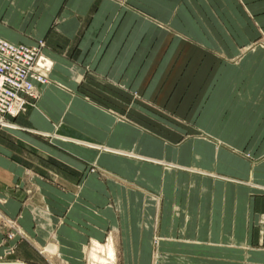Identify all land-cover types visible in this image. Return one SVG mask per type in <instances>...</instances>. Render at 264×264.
<instances>
[{
    "label": "crops",
    "instance_id": "0c3cea01",
    "mask_svg": "<svg viewBox=\"0 0 264 264\" xmlns=\"http://www.w3.org/2000/svg\"><path fill=\"white\" fill-rule=\"evenodd\" d=\"M172 4L0 0V36L26 44L42 38L43 53L53 62L49 81L35 83L32 103L6 115L15 126H0V213L22 232L9 239L0 225V264H90L89 249L110 241L123 264H264V93L256 96L264 78L257 77L255 64L148 59L136 86L161 104L182 91H170L181 69L183 83L190 82L186 100L199 82L203 106H190L181 127L189 135L179 141L172 103L167 111L148 110L167 117L154 122L158 136L112 111L111 82L126 86L156 34L173 38L174 48L191 35L174 12L183 9ZM140 37L144 47L130 62V46ZM244 75L253 103L242 112L234 105Z\"/></svg>",
    "mask_w": 264,
    "mask_h": 264
},
{
    "label": "rangeland",
    "instance_id": "374dc122",
    "mask_svg": "<svg viewBox=\"0 0 264 264\" xmlns=\"http://www.w3.org/2000/svg\"><path fill=\"white\" fill-rule=\"evenodd\" d=\"M172 5L174 6V9L178 7L183 9L182 12L184 13H180L177 9L174 12L178 16L179 24L184 27L185 32L191 35L182 36L183 40L175 45L174 48L172 47L174 41L172 40L173 38L170 37L165 40L161 33L160 35L156 34L151 43H147V49H143L141 59L134 72L132 71L127 80L126 86H122L123 84L121 85L119 80H116L111 82L109 88L112 90V104L117 106L112 107V111L117 113L116 116L130 122L131 124L143 126L145 131L156 136H158L160 132L158 133V131H156V124L154 122L157 120L162 121L167 117L162 118L152 116L148 113V110L161 109L167 111L168 107L166 103H168L169 106H171L170 104L172 103V107H174L175 110H172L173 112H171V114H173V116L171 115V117H174V120L176 121L174 134L176 137L179 136V138L176 139L179 141L189 135L188 131H182L181 127L184 126V115H188L187 111L190 109V106L195 105V108L198 109V111L203 106L200 103L198 95L200 90L199 82L198 84L193 85L194 90L191 96L192 98L186 100L185 97L187 96V93H185V87L190 85V82L186 81V83H183L182 74L185 69H181V77L179 76L177 79L173 80L170 91H173L174 89H181L182 91L177 96L176 100L172 98V100L164 101L161 104L159 101L154 100V98H151L148 95L145 96L142 93L143 89L140 90L136 86V81L139 77L138 74H140V71L146 66V64H148V59L154 57L153 64H255L254 70L257 77L264 78V0H175V4ZM39 39L43 42V45L40 48L42 53L45 41L42 38H38L35 43ZM140 39L141 37L134 46H130L131 50L127 54L128 61L130 62L138 51L144 47L140 44ZM143 43L146 44V41ZM157 44H159V51L154 53L153 51L157 48ZM170 50L172 51L169 52ZM154 71H156V69ZM195 71L198 72L199 69H196ZM249 71H252V69H240V72L246 74ZM152 72H150V75L146 78L144 87L147 86V83H150L153 76ZM87 73L90 74L89 76L93 77L94 70L88 68ZM245 78H241L239 81L240 95L238 105H234L242 112L247 111L249 105L253 103V101L248 100V97L246 98V96H248L246 92L248 85L247 78ZM261 82L262 84L260 86H256V96L262 97L264 93V81ZM165 83L167 84V82ZM166 84H164L163 87H165ZM94 87L97 90L102 91L99 87ZM121 89L127 93L126 97L128 100L118 96L117 93L121 94ZM170 95L171 92L166 95V97H168L167 99H169ZM225 100L226 99L222 102L224 103ZM200 105L202 106L200 107ZM118 107L138 110L140 112L142 111L145 115L125 116L118 111ZM177 113L180 114V116ZM193 119H195V117ZM144 123L149 124V127H146ZM242 152L243 154L248 153L247 150H242ZM94 169L98 172L100 177H104V169L102 166L96 165ZM118 175V173L113 174V176L119 178ZM112 199L114 203V198ZM110 236H112V234ZM6 237L8 238L7 234ZM112 239H114L113 236ZM155 240L156 238H154V241ZM104 245L105 244H101V246ZM12 248L13 246L10 244L6 245L5 253H11ZM115 248L117 247L114 244V249ZM93 249H95V246H92V248L89 249L90 251H88L90 264H101L100 262L93 261L89 257V253ZM96 252L98 256L106 259V264H123V261L117 260V249H115V258L113 262L107 259V255L104 254L106 251H102V249L98 247V244H96ZM2 260L5 259H2L1 256L0 261ZM6 263L9 264L11 262H2L1 264ZM102 264H105V262H102ZM154 264H182V262L161 260L155 261Z\"/></svg>",
    "mask_w": 264,
    "mask_h": 264
},
{
    "label": "built area",
    "instance_id": "2783aa9c",
    "mask_svg": "<svg viewBox=\"0 0 264 264\" xmlns=\"http://www.w3.org/2000/svg\"><path fill=\"white\" fill-rule=\"evenodd\" d=\"M42 40L34 44L15 43L0 37V126L32 103L37 96L34 82L43 83L48 77L37 67ZM7 228L9 239L21 236L15 220L0 213V225ZM11 246H13L11 244Z\"/></svg>",
    "mask_w": 264,
    "mask_h": 264
},
{
    "label": "bare ground",
    "instance_id": "6f19581e",
    "mask_svg": "<svg viewBox=\"0 0 264 264\" xmlns=\"http://www.w3.org/2000/svg\"><path fill=\"white\" fill-rule=\"evenodd\" d=\"M43 53V52H42ZM40 54L39 58H38V65L37 67L39 68L40 71L44 72L47 77H48V72L50 71V69L53 66V62L52 60L46 55V54ZM49 81V78H47L43 83H46ZM36 83V82H34ZM36 85L34 84V88ZM3 126H7V127H14L15 123H13L10 120H7ZM20 229V228H19ZM100 244H98V247L102 249V251H106L104 254L107 255V259L110 260L111 262H113L114 258H115V249L114 246L112 244V242L110 241L108 244L104 245V246H99ZM95 249H93L90 253H89V257L93 260V261H97L100 262L102 264V262L107 263L106 259H104L101 256L97 255L96 252V245ZM7 264V263H6ZM13 264V263H12ZM14 264H23V263H14Z\"/></svg>",
    "mask_w": 264,
    "mask_h": 264
},
{
    "label": "water",
    "instance_id": "95a60500",
    "mask_svg": "<svg viewBox=\"0 0 264 264\" xmlns=\"http://www.w3.org/2000/svg\"><path fill=\"white\" fill-rule=\"evenodd\" d=\"M25 264H28V263H25Z\"/></svg>",
    "mask_w": 264,
    "mask_h": 264
}]
</instances>
